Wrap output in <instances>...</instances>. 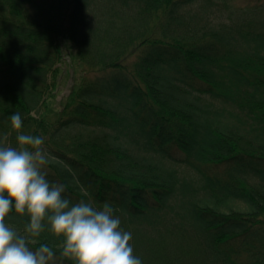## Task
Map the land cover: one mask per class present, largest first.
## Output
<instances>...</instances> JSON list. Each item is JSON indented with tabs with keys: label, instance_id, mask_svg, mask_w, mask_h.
<instances>
[{
	"label": "trees",
	"instance_id": "obj_1",
	"mask_svg": "<svg viewBox=\"0 0 264 264\" xmlns=\"http://www.w3.org/2000/svg\"><path fill=\"white\" fill-rule=\"evenodd\" d=\"M222 1L0 0V143L19 113L47 180L110 204L142 264H264V0L217 21ZM61 240L28 246L74 264Z\"/></svg>",
	"mask_w": 264,
	"mask_h": 264
},
{
	"label": "clouds",
	"instance_id": "obj_2",
	"mask_svg": "<svg viewBox=\"0 0 264 264\" xmlns=\"http://www.w3.org/2000/svg\"><path fill=\"white\" fill-rule=\"evenodd\" d=\"M17 132L16 146L0 143V264H50L55 253L47 245H28L45 231L57 238L60 256L74 264H142L108 203L96 207L63 196L65 185L50 183L42 170L54 157L43 148L42 137L21 133L19 113L10 117ZM83 195L86 190L81 188ZM27 216L24 234L6 223L9 213Z\"/></svg>",
	"mask_w": 264,
	"mask_h": 264
},
{
	"label": "rangeland",
	"instance_id": "obj_3",
	"mask_svg": "<svg viewBox=\"0 0 264 264\" xmlns=\"http://www.w3.org/2000/svg\"><path fill=\"white\" fill-rule=\"evenodd\" d=\"M262 1V0H261ZM223 6H220V12L216 14L217 21H220L222 17L226 18L227 13L229 12H235L238 9H241L242 7L246 8L249 4L256 2V0H224ZM66 50V49H65ZM75 51V49H73ZM67 53V50H66ZM66 60L63 64V73H62V80L61 85L59 87L58 93H57V101L60 102L64 97H66L75 82L74 73L80 72L81 68L78 67L75 63L73 58L70 57V55L65 57ZM236 209L239 210H245V207L240 204H235ZM235 244V243H234ZM229 244V245H234ZM234 248H237V245L235 244ZM168 251H173V247L171 245L167 246ZM168 253V252H167ZM244 257V254L242 255Z\"/></svg>",
	"mask_w": 264,
	"mask_h": 264
}]
</instances>
